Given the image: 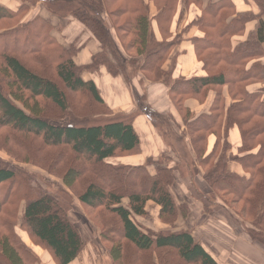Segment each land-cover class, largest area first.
Segmentation results:
<instances>
[{
    "label": "trees",
    "instance_id": "1",
    "mask_svg": "<svg viewBox=\"0 0 264 264\" xmlns=\"http://www.w3.org/2000/svg\"><path fill=\"white\" fill-rule=\"evenodd\" d=\"M244 1L253 9L239 11L232 0H208L204 6L202 0H35L54 15L77 19L99 43L83 66L74 62L76 42L60 44L45 18L34 15L10 27L27 12L25 2L16 9L0 4V130L18 142L25 163L59 177L96 228L111 264L221 263L190 229L175 228L179 216L187 218L190 210L172 191L174 168L164 163L167 156L149 159L152 171L148 163L115 160L139 152L132 114L105 124L90 122L114 113L86 76L100 66L125 83L139 71L168 87L186 125L194 171L236 217L249 219L248 240L264 245V87H255L264 83V0ZM181 4L200 9L183 32L200 33L189 40L205 75L171 82L172 51L182 36L172 38L170 28ZM188 98L208 105L193 116L184 105ZM232 129L239 135L236 145L230 141ZM19 156L14 158L22 162ZM21 171L0 159V215L10 218L0 217V264L39 259L10 224L19 195L25 202L20 224L32 245L55 264L72 263L84 240L68 217L70 203L34 185L33 173ZM152 207L161 228L156 232L133 217L146 216ZM251 253L236 255L237 264H264L259 253Z\"/></svg>",
    "mask_w": 264,
    "mask_h": 264
},
{
    "label": "rangeland",
    "instance_id": "2",
    "mask_svg": "<svg viewBox=\"0 0 264 264\" xmlns=\"http://www.w3.org/2000/svg\"><path fill=\"white\" fill-rule=\"evenodd\" d=\"M19 1H20V4L25 2L28 5L27 6L28 10L27 12L20 13L18 16V20L15 21L14 23L11 22L10 27L15 26L19 23L27 22L34 15H39L45 18L47 21H49L52 24L53 29L51 30V34L53 36L56 35V37L59 39L60 44H62L63 46H68L71 44L65 41L66 40L65 37L61 34L63 30L60 29L59 30L60 32H59L55 29V26H54V24L57 23L55 19H60L61 22H66L65 17H68V16L62 17L59 15L58 16L54 15L53 13L46 10V7L44 6L42 2H35V0H19ZM207 1L208 0H202V5L203 6L206 5ZM192 7H193L192 8L193 11L195 12L197 16L198 13H200L199 12L200 9L197 7L199 9L198 11L196 7L194 6ZM187 13H189V8H186L184 5L181 4L178 8L177 23L179 26H182V27L179 30V32H176L174 34V37L177 35L184 36L183 26L191 22V21L188 22V19L185 18L183 23H186V24L183 25L182 23V20L184 17H186V15L187 17H189V14ZM63 24L65 26V23ZM0 28L1 30H3L2 27ZM86 38H87L86 35L84 34L81 35V41L86 42L85 44L83 43L81 44L82 45L81 49L83 48L84 50H87L90 53H92V51L95 50V44L93 42L94 40L93 41H91V39L86 40ZM75 46L77 45L75 44ZM87 58L88 57H84L81 53H79L78 56H75V61L77 63H82ZM132 80L133 82H130L127 84L129 86L133 85V88L134 89L137 88L139 93L142 92L145 83L151 82V81L146 80L139 71L135 73V76L132 73ZM170 81L172 82V78L170 79ZM163 86H162V89L164 88ZM141 96L142 97H140V100H142V103L144 104L146 97L144 94H142ZM134 97L135 99H139L138 96L135 94V91H134ZM142 103L141 102L138 103L139 108L141 110L145 108V106ZM147 113H150L151 115L150 110H148ZM124 116L125 115L123 113H113L111 115L100 116L99 118H94V119L91 118L90 122L96 125L105 124L111 121L123 119ZM186 133H187V129H186ZM236 134L237 135L235 138L232 137L233 145H236L239 141V135L238 133ZM230 136H232L231 132H230ZM31 139L33 140L34 138H31ZM167 140H169L168 141L169 144L173 143L174 145L179 142L176 139L175 141L172 138L170 139V137H167ZM26 147H28V145H25V148ZM21 153L23 154V156ZM179 154L181 155L180 165H184L185 163H191L193 167L191 166V164L188 167V164H187V171H188L187 176L182 177L180 180L176 178L174 182L175 184L172 189L174 195L176 196L178 202L185 203L189 207V210H190L187 218L179 219L181 218V216H179V218L177 219L175 223V228L181 229V228H184L181 226H185L186 229H190L194 239L197 242L199 239H201V245H203V247L214 257V259L221 264H237V257H246L248 253L252 254L251 253L252 251H256L257 253H259L263 257V260H264V245H261L257 242L255 243L250 242L248 240L246 228L249 225V219L247 218L245 219L240 216L236 217L233 211L229 209L225 203H223L222 199H220L216 195H212L213 193L211 192H209L208 194V191L206 190V188H208L209 186L201 178H200L201 180L200 182L197 177L198 174L194 171V168H196L197 166V162L193 160L192 157L186 153L184 147H182ZM15 156H19L17 158L22 157V162H19V161L17 162V160L14 158ZM23 158H24V151L18 146V142H16L15 139L14 140L10 138L7 139V136L5 135L3 130H0V159L4 160V162L7 163L8 166L11 168L22 169L21 172L23 173H33L35 176L34 185L40 187L41 189H45L48 193H56L61 198L64 197L70 203V206L68 207V210H69L68 217L72 221V223L76 226V228L79 230L81 237L84 240V248L86 247L88 243H90L95 253V256H92L88 260L91 262L93 258H98L100 259V263L98 264H111L110 258L106 254L105 245L102 244L97 237L96 228L93 226L92 222L87 217L84 208L76 201V199L74 198L72 199L71 197H69L68 193L62 187L59 177H57L54 174L49 173L47 170L44 171L38 168V166L36 167V165L34 164L25 163L23 161ZM115 160H119V159H115ZM164 163L167 164L168 166L171 165L169 163V158L168 160H165ZM148 167L150 171H152L153 163L152 162L148 163ZM172 167L174 168L175 166H172ZM181 172L182 174L184 173L183 168H181ZM76 190H77V187L74 186L73 191L76 192ZM18 197L19 198L17 200L19 201V206H18L17 211L15 212V217L13 221L14 223H10V224L13 227L15 234L20 239H22L26 243L27 246L31 247L34 250L32 245L28 243V240H29L28 235L22 229L21 224H20L21 210L24 207V204H23L24 200L21 195H19ZM126 204H127V199L123 198L121 200V205L125 206ZM8 208L9 206H8V201H7L4 205V210L8 211ZM236 208H238V205L235 206V209ZM2 215H3V212L0 215V217L10 221V218H8L5 215H3L2 217ZM133 217L135 218V220L140 222L143 227L148 228L151 231L156 232L161 229L159 223L156 220L155 210L153 207L152 209H150L149 213L146 216L136 215ZM38 249L42 250L40 254H42L43 256H46L45 250H43L40 247ZM241 250L245 251V253L241 252ZM231 252H234V253H231ZM31 261H32L31 264H44L40 258L39 259L31 258Z\"/></svg>",
    "mask_w": 264,
    "mask_h": 264
},
{
    "label": "crops",
    "instance_id": "3",
    "mask_svg": "<svg viewBox=\"0 0 264 264\" xmlns=\"http://www.w3.org/2000/svg\"><path fill=\"white\" fill-rule=\"evenodd\" d=\"M237 9L239 11H247L252 10L253 7L244 0H232ZM2 3V4H1ZM0 4L11 9H16L20 5L19 0H1ZM193 7H189V17H184V19H188V22L192 20V18L196 17L195 12L192 9ZM178 13V12H177ZM178 14H176L172 24H171V37H174L176 32H179L182 26H179L177 23ZM54 19V17H53ZM57 23H53L55 29L59 31L60 29L63 30L61 34L65 37V41L67 43L76 42L75 44L78 47V52L81 53L84 57H90L85 59L82 63H77L75 61V56H78L79 53L74 56V62L77 65H86L91 61L92 55L99 51L100 46L99 43L96 41L94 37L91 36L89 31L75 18L73 17H65L66 22H61L60 19H55ZM187 22V23H188ZM65 23V26L64 24ZM186 23H183V25ZM186 26V25H185ZM183 26V28L185 27ZM247 27L251 28L252 23L248 24ZM65 28V29H64ZM60 32V31H59ZM86 35V40L91 39V41L95 44V50L90 53L87 50H84L82 47V43L85 44L86 42L81 41V35ZM55 35V34H54ZM200 35V33L195 30L191 29L188 32L184 33L180 42L175 46L172 51V54H175V68L173 70L172 79L176 77H184L190 78L193 76H204L205 71L202 69V63L197 60L194 56L192 44L190 42V38L192 36ZM58 41L59 39L54 36ZM98 45H97V43ZM264 62V57L262 58ZM87 78H90L96 84L102 98L106 102L107 106L114 112V113H123L124 115L132 114L131 124L133 126L134 131L139 137V152L123 156L118 158L120 163L126 165H140L148 163L149 159L157 160L163 156H169V163L170 166H175V170L173 172L174 178L181 179L182 177L187 176V164L188 167L191 163H185L184 165H180V150L184 147L186 153L192 157L194 160V154L191 149V144L188 135L186 134V125L181 122V117L175 111L169 96H168V87L163 86L159 82H147L144 84V88L141 93L138 92L137 88L134 89L133 85L129 86L127 83L124 82L121 76H112L106 70L104 66H100L97 70L92 72L86 73ZM138 80V79H136ZM133 82V80L131 81ZM100 87H98V85ZM148 84V85H147ZM150 85V86H149ZM162 86L164 87L162 89ZM255 87H264V83L258 84ZM101 90V91H100ZM104 91V93H103ZM135 94L138 96L139 99H135ZM144 94L146 100L144 104L142 100H140L141 95ZM142 103L145 108L140 109L138 103ZM184 105L191 111L193 115L199 114L203 111L206 106L208 105V101L204 104L199 103L194 98H188L185 100ZM148 110L151 111L147 113ZM128 118L124 116L123 119ZM121 120V119H120ZM230 141L232 143V137H236L237 129H233L230 131ZM167 137L172 138L174 141L175 139L179 141L177 144H169ZM212 139L209 141V146H212ZM176 151V152H175ZM153 163V162H152ZM175 163V165H174ZM193 167V165L191 164ZM181 168L184 169V173L182 174ZM192 172V171H191ZM199 174L198 180H200ZM201 185V183H200ZM173 189V188H172ZM206 190L212 193L211 189L208 187ZM173 191V190H172ZM156 217V215H155ZM179 219H182L179 218ZM157 220V218H156ZM158 222V221H157ZM140 223V222H139ZM141 224V223H140ZM142 225V224H141ZM184 227L185 226H181ZM180 227V228H181ZM27 242V241H26ZM201 244V239L198 240ZM28 243L32 245V243L28 240ZM36 253L39 255V258L44 264H55L50 255L46 252L43 256L40 254L42 250H39L37 246H33ZM92 256H95L93 248L91 244L88 243L86 247L83 249L80 257L73 261L70 264H98L100 263V259L93 258L90 262L88 259Z\"/></svg>",
    "mask_w": 264,
    "mask_h": 264
}]
</instances>
